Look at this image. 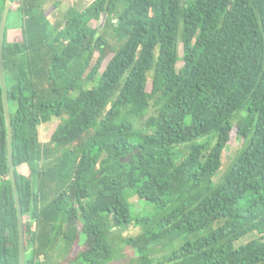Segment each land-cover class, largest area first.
Here are the masks:
<instances>
[{
	"label": "trees",
	"instance_id": "trees-1",
	"mask_svg": "<svg viewBox=\"0 0 264 264\" xmlns=\"http://www.w3.org/2000/svg\"><path fill=\"white\" fill-rule=\"evenodd\" d=\"M8 6L25 264H264V0ZM7 163L0 86V264H19Z\"/></svg>",
	"mask_w": 264,
	"mask_h": 264
},
{
	"label": "water",
	"instance_id": "water-1",
	"mask_svg": "<svg viewBox=\"0 0 264 264\" xmlns=\"http://www.w3.org/2000/svg\"><path fill=\"white\" fill-rule=\"evenodd\" d=\"M9 0H5L4 7L1 13L0 19V86L2 93V104L4 111V119L6 125V151H7V165L9 169V176L12 183V188L15 197V203L17 207V225H18V255H19V264H25V240H24V230H23V215L20 208V203L18 195L15 188V179L12 163V148H11V121H10V112L8 105V98L6 94L5 86V76H4V59H3V36L4 28L7 19Z\"/></svg>",
	"mask_w": 264,
	"mask_h": 264
},
{
	"label": "rangeland",
	"instance_id": "rangeland-1",
	"mask_svg": "<svg viewBox=\"0 0 264 264\" xmlns=\"http://www.w3.org/2000/svg\"><path fill=\"white\" fill-rule=\"evenodd\" d=\"M91 0H64L65 3H77L79 6H83L85 5L86 3L90 2ZM12 6H15L12 4ZM48 14L49 13H53L54 15L56 13H54L53 11V8H49V11L47 12ZM99 21H96V20H93L92 21V25H98ZM9 25H11L9 31H8V38L9 40L13 41V40H18L20 39V31L17 27H12V26H16V22L14 21H10L8 23ZM180 51H181V48H180ZM179 55H181L179 53ZM181 59L178 60L177 62V66H180L181 65ZM48 125L49 123L48 122H45V123H41L39 124L38 126V133H39V137L41 140H46L47 139V136H48V133H49V128H48ZM240 143H241V139L236 135V130L233 129L232 130V133H231V138H230V142L228 144V148L226 149L225 151V155L226 156H231L233 155V153L238 149V147L240 146ZM19 170H22V167L19 168ZM133 203H134V207L136 210L140 209V208H146V206H144V201L142 199H135L133 198L132 199ZM142 213H145V214H150L152 212H154V207L151 203H148L147 205V208L143 211H141ZM136 228L135 229H132L130 228L127 232H126V235L128 234H133L136 232ZM254 234L252 235H247L245 237H243L241 239V241H246L248 239H250L251 237H253ZM84 235H81L80 238H79V243H83L84 241ZM135 254V252H131V255ZM159 254H161V251H159Z\"/></svg>",
	"mask_w": 264,
	"mask_h": 264
}]
</instances>
